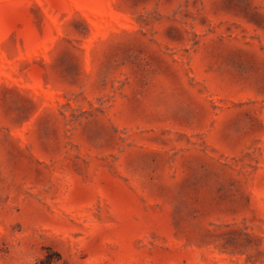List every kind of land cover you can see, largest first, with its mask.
I'll return each mask as SVG.
<instances>
[{
  "label": "rangeland",
  "instance_id": "rangeland-1",
  "mask_svg": "<svg viewBox=\"0 0 264 264\" xmlns=\"http://www.w3.org/2000/svg\"><path fill=\"white\" fill-rule=\"evenodd\" d=\"M0 264H264V0H0Z\"/></svg>",
  "mask_w": 264,
  "mask_h": 264
}]
</instances>
